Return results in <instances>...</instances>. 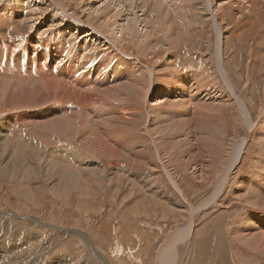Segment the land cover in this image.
<instances>
[{"label": "rangeland", "instance_id": "obj_1", "mask_svg": "<svg viewBox=\"0 0 264 264\" xmlns=\"http://www.w3.org/2000/svg\"><path fill=\"white\" fill-rule=\"evenodd\" d=\"M142 1L0 0V17L5 11L4 21L11 22L3 24L0 21V249L4 248L0 253L4 258L1 264H57L55 261L59 258H62L60 264H67L66 260L68 264H163L159 256L161 249L165 248L172 234L180 228L184 230L183 236L176 246L175 256L167 264H264V252L259 249L260 246L252 245L254 248L251 249L250 243L243 242L244 233L236 232L247 225L245 220L254 212L253 209L257 213L264 210V206L247 202L252 186L244 184L248 189L244 187V190H238L240 183H245V177L253 176V172L255 174L257 166L254 163H260L264 158L263 150L256 146V138L253 136L258 131V125L254 127V131L249 129L237 102L234 101L235 96L229 92L226 95L221 91L211 93L221 96L202 103L205 101V93L200 92L196 95L197 98L191 99L194 92H189V87L182 86V90L173 93L175 96L181 95L178 97L173 94L167 96L165 91V85H173L178 73L186 71H199L207 80L214 79L216 84L227 88L224 77L218 70L216 53L220 39L225 52L221 57L232 76L233 85L238 88L237 95H242L252 118L254 117V123H257L262 103L260 101L264 100V29L254 32L257 17L249 13L248 4H245L246 9L243 3L238 5L243 0H235L233 4H227L231 0H213V12L219 9L222 14L223 11V19L227 23L224 25L221 22L225 34L223 37H219L212 20L204 17L199 0ZM182 6H186L185 9ZM109 10L116 14L111 17L113 21L108 16ZM127 20L134 28V34L130 33V37L126 31H119ZM91 21L96 22L92 24ZM104 21L108 22L105 35V29L102 33H98L100 31L97 29L95 30L98 32H94V28H98ZM114 22H118L119 26L114 24L113 29L117 26L118 29L112 32L109 26ZM143 26L146 27L144 30H147L148 37L140 32ZM78 27L84 30H78L77 33ZM86 31L94 32V36L89 37ZM142 37L146 40L138 42ZM156 40H160L158 48L161 46L160 54L156 57L159 60L149 61V57L138 54L142 53L145 45ZM126 44L130 48H127L128 57L120 53L126 48ZM139 44L141 49H138ZM146 53L151 52L147 50ZM147 67L160 74L156 73V78L148 76L145 71ZM187 67L191 68L185 70ZM134 73L136 76L141 75L139 77L143 74L147 76L149 80L145 77L144 81L148 83L145 82L149 91L145 89V84L139 85L136 82ZM139 77V82H142L143 78ZM248 77H252L253 81H248ZM130 78L134 85L130 83ZM159 79L164 80L163 84ZM141 85L145 88L139 87ZM228 86L231 87L232 84ZM66 88L70 94L64 90ZM25 89L29 94L26 98L21 95ZM19 91L20 94L17 93ZM102 91L105 92L104 95ZM138 93L143 97L139 103L145 101L142 109L141 105L136 106L139 105L137 101L141 100ZM123 94L127 97H122ZM16 95L23 97L18 105H14L19 100ZM183 95L185 100L178 105ZM164 96L170 101L169 105L160 109L152 108L153 103L157 99L164 100ZM69 100L73 104L65 111ZM105 102L108 104L105 105ZM183 106L186 107L182 108ZM79 107H84L88 114L93 115L90 117L81 112L91 122L89 118L84 119L79 115ZM200 107L206 113L203 117ZM103 108L106 112L109 111V116L111 112L115 116L111 113L108 118V112L103 113ZM121 109H127V112ZM100 111L106 115H102ZM61 115L65 118H61ZM72 119H82L78 134L75 135L71 133L75 129L64 126L66 120ZM175 119H178L177 122ZM262 119L264 121V115ZM97 122L100 127H96ZM59 123L62 124L60 127ZM208 127L210 129L206 133ZM200 132H203L204 138ZM66 133L71 134H68L70 138ZM89 135L91 138L96 137L90 140ZM82 138H86L85 142ZM240 140H246L243 158L239 157L237 164L233 163L232 158L228 160L224 156L225 163L232 172L228 174V182L215 197L216 200L213 199L215 202L212 200L209 203L222 177L220 167L224 168L220 164L221 160L215 161L221 154L218 145H222L226 152L235 141ZM90 142L94 143L91 148ZM84 143L88 145L85 146ZM181 144H189L194 154L181 153L178 150L179 146L182 147ZM98 149L101 155L97 152ZM60 159L62 165L59 164ZM45 165L48 166L44 169ZM76 167L80 169L77 168L76 171ZM36 171L42 174L38 176ZM75 173H78L79 182ZM23 174L28 177H24L27 182ZM67 177L70 178L68 181ZM64 178L72 190L65 199H58L57 187L53 184L54 181L64 182ZM77 182L79 184H75ZM84 185H87L86 190ZM201 203L207 204L200 207ZM29 250H32V255Z\"/></svg>", "mask_w": 264, "mask_h": 264}, {"label": "bare ground", "instance_id": "obj_2", "mask_svg": "<svg viewBox=\"0 0 264 264\" xmlns=\"http://www.w3.org/2000/svg\"><path fill=\"white\" fill-rule=\"evenodd\" d=\"M143 1H145V0H143ZM142 1V2H143ZM148 1V0H147ZM200 1V3L202 4V10H203V13H204V17L205 18H209V20H212V22L214 23V26L216 27V29H217V31H218V35H219V37H223V35H225L224 34V29H223V26H222V23L221 22H223V23H225L224 25H227V23L224 21V19H223V11H222V14L221 13H219V9H216V12L214 13L213 12V3H214V1L213 0H199ZM140 2V1H139ZM141 2V3H142ZM146 2V1H145ZM145 2H143V3H145ZM192 2V1H191ZM234 2H236L235 0L233 1V0H231L230 2H228L227 1V4H233ZM142 3V4H143ZM155 3H156V1H155ZM241 3H243V6H244V8L246 9V7H245V4H248V6L250 7V9L248 10L249 11V13L250 14H252V15H254V16H256L257 17V21L255 22V25H257L256 26V28L254 29V32H258L259 30L261 31V29H264V0H243V1H240V3H238V5L239 4H241ZM162 4V3H161ZM221 4H224V2L223 3H221ZM226 4V3H225ZM118 6H120L121 7V4L120 3H118ZM153 6H154V4H153ZM163 6V5H162ZM155 7V6H154ZM153 7V8H154ZM182 7H184V6H182ZM186 7V6H185ZM185 7H184V9H185ZM224 7V6H223ZM239 7H241V5L239 6ZM168 8V7H167ZM217 8V7H216ZM222 8V7H221ZM225 8V7H224ZM143 10L145 9V7L143 6V8H142ZM152 9V8H151ZM244 9V10H245ZM148 10V9H147ZM149 10H150V8H149ZM167 10V9H166ZM165 10V11H166ZM188 10V9H187ZM151 11V10H150ZM153 11V10H152ZM185 11V10H184ZM225 11V10H224ZM155 12V11H154ZM202 12V11H201ZM220 12H221V9H220ZM74 13V12H73ZM150 13V12H149ZM165 13V12H164ZM183 13V12H182ZM158 14V13H157ZM156 14V15H157ZM181 14V13H180ZM179 14V15H180ZM185 14V13H184ZM116 14L115 13H113V11L112 10H109V12H108V16H110V20H112L111 19V17H113V16H115ZM5 16H6V14H5V11L2 13V15H1V17H0V21H1V23H3V24H11V22H9V23H6L5 21H4V18H5ZM79 16V15H78ZM77 16V17H78ZM151 16H153V14L151 15ZM151 16H149V17H151ZM159 16V15H158ZM74 17V16H73ZM154 17V16H153ZM152 17V18H153ZM162 17V16H161ZM184 17V16H183ZM191 17V16H190ZM203 17V18H204ZM245 17V16H244ZM255 17V18H256ZM79 18L81 19V17L79 16ZM239 18V17H238ZM78 19V18H77ZM80 19H79V21H80ZM82 19L84 20V18L82 17ZM91 19V18H90ZM151 19V18H150ZM157 19H159V18H157ZM162 19V18H161ZM163 19H164V17H163ZM162 19V20H163ZM93 20H95V19H93ZM152 20V19H151ZM150 20V21H151ZM155 20V19H154ZM161 20V21H162ZM208 20V21H209ZM89 21V20H88ZM113 21V20H112ZM115 21V20H114ZM156 21V20H155ZM154 21V22H155ZM80 22H84V21H80ZM86 22V21H85ZM94 22H96V21H93V23ZM102 22V21H101ZM105 22V21H104ZM110 22V21H109ZM116 22V21H115ZM112 23V24H110V31H114V29H118V22L117 23ZM88 23V22H87ZM91 23H92V21H91ZM92 23V24H93ZM108 22H105V23H100L99 25V27L98 28H94V32L96 31V32H98L97 30H99L100 32H98V33H102V31H103V29H105V32H103V34L105 35V33H106V31H107V28H108V24H107ZM157 23H160V21L159 22H157ZM97 24V23H96ZM114 24H116V25H118L117 26V28H114L113 29V25ZM8 26V25H7ZM90 26V25H89ZM97 26V25H96ZM95 26V27H96ZM153 26H154V24H153ZM165 26V25H164ZM92 27V26H91ZM160 27V26H159ZM166 27V26H165ZM225 27V26H224ZM144 28L146 29V27L145 26H143V29H141V31L140 32H144V36H145V34L147 35V37H148V33H146L147 32V30H144ZM228 28V27H227ZM11 29V28H10ZM95 29H97V30H95ZM152 29V28H151ZM160 29V28H159ZM233 29V28H232ZM80 30H84L83 28H79L78 27V29H77V33L79 32ZM137 30V29H136ZM170 30V29H169ZM168 30V31H169ZM226 30V29H225ZM109 31V30H108ZM119 31L120 32H127V36L129 35V37H130V33H132V34H134L133 33V31H134V28L132 27V23H130V21L129 20H127L126 22H125V24L124 25H122L121 26V29H119ZM139 31V30H138ZM263 31V30H262ZM11 33H13V31L11 30L10 31ZM94 32H92V31H86L85 33L89 36V37H92V36H94ZM151 32H155L153 29H152V31ZM157 32V31H156ZM10 33V34H11ZM17 33V32H16ZM111 33V32H110ZM165 33V32H164ZM73 34V33H72ZM108 34V33H107ZM126 34V33H125ZM125 34H123L124 36H126ZM167 34H168V32H167ZM256 34V33H255ZM18 35V34H17ZM113 35V34H112ZM122 35V36H123ZM150 35V34H149ZM153 35V34H152ZM184 35V34H183ZM182 35V36H183ZM258 35V34H257ZM85 36V35H84ZM87 36V37H88ZM185 36V35H184ZM103 37V36H102ZM146 37V38H147ZM187 37V36H186ZM120 38V37H119ZM118 38V39H119ZM122 38V37H121ZM120 38V39H121ZM144 38L145 37H142L141 39H139V41L138 42H143V40H144ZM119 39V40H120ZM224 39V38H223ZM100 40V39H99ZM123 40V39H122ZM146 40V39H145ZM144 40V41H145ZM184 40V39H183ZM187 40V39H186ZM124 41V40H123ZM128 41V40H127ZM130 41V40H129ZM110 42H112V41H110ZM150 43V42H149ZM97 44V43H96ZM110 44V43H109ZM118 44V43H117ZM159 44H160V40H156L155 42L153 41L152 43H150V44H147V45H145V49H142L141 51H142V53L140 52V53H138V54H141V55H144L145 57H149L148 58V60L150 59V60H157L156 59V57H157V55H159L160 53V49H161V46L158 48V46H159ZM222 44V42H221V40L219 39V41H218V48H217V53H216V55H217V57H218V62H219V65H218V70H219V72H220V74L221 75H223V77H224V80H225V83H226V85H227V88L225 87V86H223V85H221V84H216L217 82L214 80V79H212L211 81L210 80H207L206 79V76L203 74V73H199V71L197 72V73H194V72H191V71H186V72H183V73H181L180 74V72L178 73V77H177V80L175 81V83H173V85H165V86H167L166 88H165V91H166V95L168 96H171V94H173L174 92H175V94L178 92V90H182L181 88H184V87H189L190 89H187V90H189V92H191V91H193L194 92V94L190 97L191 99H195V98H197L196 97V95L198 94V93H200V92H204L205 93V95H204V97H203V99H205V101H203L202 103H207L206 102V100H209V99H212V98H217V97H219V96H221L220 94H215V95H213V94H211V93H214V92H216V91H218V92H222V93H225V95H226V93L227 92H229V93H231V95L233 96H235L234 97V101H236L237 102V104H238V108H239V110H240V112H241V114H242V116H243V118L245 119V121H246V123L248 124V126H249V129H251V130H253L254 131V127H256L257 125V128H258V131L256 132V133H254L253 134V136H255V138H256V143H257V147L259 148H261L262 150H263V156H262V158L264 157V121H263V119H262V117H263V115H264V100L262 101H260V102H262L261 103V110H260V114H259V119H258V121H257V123H254V120H253V118H252V115H251V113H250V110H249V108H248V105H247V103L244 101V99L242 98V95L240 96V95H237V91H238V88L235 86V85H233V82H232V76H231V74L229 73V71L227 70V65L224 63V60L222 59V57L221 56H224L225 55V52H224V49H223V46L221 45ZM113 46H115L114 44H112ZM111 45V46H112ZM138 45H136V47H137ZM71 47V46H70ZM93 47H94V45H93ZM96 47V46H95ZM109 47V50H111L110 49V46H108ZM117 47H118V45H117ZM121 47V46H120ZM126 48H123L122 49V51L120 52L121 53V55H123V56H127L128 57V55H127V53L129 52L128 51V49H130L129 48V44L127 45L126 44V46H125ZM141 46H140V44H139V46H138V49L140 48ZM107 48V47H106ZM115 48V47H114ZM122 48V47H121ZM128 48V49H127ZM144 48V47H143ZM9 49V48H8ZM112 49H113V47H112ZM141 49V48H140ZM149 51L150 50V54L149 53H146V51ZM117 51V50H116ZM116 51H113V52H116ZM119 51V50H118ZM117 51V52H118ZM131 51V50H130ZM112 52V54H115V53H113ZM116 52V53H117ZM132 52V51H131ZM11 54H13V52H10ZM4 55H6L5 53H3ZM2 54V55H3ZM17 54V53H16ZM129 54V53H128ZM133 55V54H132ZM11 56V55H10ZM22 56V55H21ZM4 57V56H3ZM6 57V56H5ZM8 57V56H7ZM6 57V58H7ZM13 57V56H12ZM11 58V57H10ZM10 58H8V59H10ZM160 58H162V56L160 57ZM14 58H12V60H13ZM131 59V58H130ZM140 59V58H139ZM170 59V58H169ZM128 60H129V58H128ZM132 60H134V59H132ZM149 60V61H150ZM159 60V59H158ZM168 60V59H167ZM130 61V60H129ZM134 62V61H133ZM136 62H137V60H136ZM152 62V61H151ZM171 62V61H170ZM137 64V63H136ZM139 66H140V64H139ZM173 66H175V63L173 64ZM128 67H130V66H128ZM154 67V66H153ZM139 68V67H138ZM141 68H143V67H141ZM189 68H191V67H187L185 70H187V69H189ZM132 69V68H131ZM147 69V70H146ZM145 69V71H147V73H148V76H150V77H155L156 76V73H157V75H158V73L159 72H157V70H155V69H152L151 67H147ZM127 70V69H126ZM184 70V71H185ZM128 71H129V69H128ZM143 71H144V68H143ZM139 72V71H138ZM138 72H136V73H138ZM178 72V71H177ZM146 73V74H147ZM139 74H140V72H139ZM160 74V73H159ZM180 74V75H179ZM0 75H2V74H0ZM116 75V74H115ZM134 75H135V73H134ZM133 76V75H132ZM139 76H141V75H138L137 74V76L135 75V78L137 77V80H136V82H138V84L140 83V84H145V82L146 81H144L145 79V77L147 78V76H145V74H143V76L142 77H139ZM138 77L139 78H143V80H142V82L140 81L139 82V80H138ZM159 77V76H158ZM157 77V78H158ZM133 78H134V76H133ZM156 78V77H155ZM172 78V77H171ZM131 79V78H130ZM148 79V78H147ZM161 79V78H160ZM159 79V81H161L162 82V84H163V82H164V80H160ZM250 79H252V77H248L247 78V80L248 81H250L251 82V80ZM134 80V81H135ZM141 80V79H140ZM149 80V79H148ZM144 81V82H143ZM252 81H253V79H252ZM166 82V81H165ZM168 82V81H167ZM125 83V82H124ZM131 84L133 83V79H131V82H130ZM152 83H153V80H152ZM152 83H150L149 82V84H152ZM53 84V83H52ZM63 84V83H62ZM139 84V85H140ZM146 84H148L147 82H146ZM146 84L144 85V86H146ZM157 84H160V82H158L157 81ZM213 84V85H212ZM230 84H232V86L231 87H229L228 85H230ZM36 85V84H35ZM45 85V84H44ZM132 85H134V84H132ZM136 86H137V88H138V85L137 84H135ZM36 86H39V85H36ZM63 86H65L66 87V85H63ZM144 86H139V87H143V88H145ZM164 86V87H165ZM182 86H184V87H182ZM39 87H41V85L39 86ZM114 87H116V86H114ZM38 88V87H37ZM78 88V87H77ZM142 88V89H143ZM149 88H150V86H149ZM35 89V88H34ZM82 89V88H81ZM89 89V88H88ZM114 89V88H113ZM112 89V90H113ZM146 90H148V85L146 86V88H145ZM225 89H227V91L225 90ZM45 90V89H44ZM64 90H67V88L66 89H64ZM138 90V89H137ZM144 90V89H143ZM27 90L25 89V90H23L22 91V94L21 95H23L24 96V98H26L27 97V95H29L27 92H26ZM68 91V90H67ZM79 91V90H78ZM77 91V92H78ZM85 91V90H84ZM95 92H96V90H94ZM105 91H108V90H105ZM149 91V90H148ZM43 92V91H42ZM49 92V91H48ZM47 92V93H48ZM62 92L64 93V91L62 90ZM62 92H60L61 94H62ZM69 92V91H68ZM68 92H67V94H68ZM72 92V91H71ZM87 92H89V91H87ZM142 92V91H141ZM143 92H145V91H143ZM18 94H20L21 92L19 91V92H17ZM59 93V94H60ZM65 93H66V91H65ZM80 93V92H79ZM103 93H105V92H103L102 91V94ZM114 93L116 94L117 92H115L114 91ZM120 93V92H119ZM44 94V93H43ZM69 94H70V92H69ZM109 94H110V92H109ZM192 94V93H191ZM63 95V94H62ZM85 95V94H84ZM104 95V94H103ZM111 95V94H110ZM109 95V96H110ZM118 95H120V94H118ZM174 95V94H173ZM16 96H18V102H15V104L14 105H18L19 103H20V98L22 97H19V95H16ZM58 96V95H57ZM56 96V97H57ZM75 96V95H74ZM81 96V95H80ZM88 96V95H87ZM122 97H124L125 96V98L127 97L125 94H123V95H121ZM135 96V95H134ZM133 96V97H134ZM138 96L140 97V95H139V93H138ZM142 96V95H141ZM175 96V95H174ZM178 96H181V95H177V96H175V97H178ZM264 96V95H263ZM59 97V96H58ZM112 98H113V96H111ZM165 97V99L164 100H161V99H157L154 103H153V106L154 107H152V108H156V109H160L161 107H163V106H165V105H169V102L170 101H168V99H167V97L166 96H164ZM223 97V96H222ZM222 97H221V99H222ZM229 97H230V95H229ZM244 97V96H243ZM23 98V97H22ZM70 98V97H69ZM79 98H81V97H79ZM87 98V97H86ZM98 98H99V96H98ZM110 98V97H109ZM135 99H136V96L134 97ZM141 98V97H140ZM143 98V97H142ZM142 98H141V100H139V101H137L138 103L140 102V101H142ZM185 98V95H183V97H182V99H180V100H182V101H180L179 103H178V105H181V103L183 102V100H185L184 99ZM49 99V98H48ZM58 99V98H57ZM62 99H63V97H62ZM88 99V98H87ZM92 99H93V97H92ZM106 99V98H105ZM139 99V98H138ZM200 99V98H199ZM219 99V98H218ZM56 100V99H55ZM64 100V99H63ZM88 100H90V98L88 99ZM98 99L96 98V101H97ZM100 100V99H99ZM130 100V99H129ZM187 100V99H186ZM214 100H216V99H214ZM224 97H223V102H224ZM229 100V99H228ZM228 100H226V101H228ZM258 100V99H257ZM22 101V100H21ZM51 101V100H50ZM59 102H61L60 100H58ZM103 101V100H102ZM102 101H99V102H102ZM104 101H106V100H104ZM135 101V100H134ZM221 101V100H220ZM225 101V102H226ZM63 102V101H62ZM91 102V101H90ZM99 102H96V103H99ZM109 102V101H108ZM111 103H112V101H110ZM132 102V101H131ZM136 102V103H137ZM175 103H177V101H174ZM189 102V101H188ZM46 103V102H45ZM48 103V102H47ZM52 103V102H51ZM53 103H55L54 101H53ZM81 103H83V101H81ZM122 103V102H121ZM136 103H135V105H136ZM137 103V104H138ZM142 103V104H141ZM141 103H139V105H136V106H139L140 107V105H141V109H142V107H143V104L145 103V101H144V103L143 102H141ZM192 103V102H191ZM190 103V104H191ZM201 103V104H202ZM215 103V102H214ZM254 103V102H253ZM252 103V104H253ZM49 104V103H48ZM48 104H47V106H48ZM68 104L69 105H66V107H65V111L67 110L66 108L67 107H69V108H71V105L73 104V102L71 103V100H69V102H68ZM85 104V103H84ZM92 104V103H91ZM94 104V103H93ZM108 103H106L105 102V105H107ZM125 104V103H124ZM187 104V103H186ZM189 104V105H190ZM197 104V103H196ZM216 105H218L217 104V102L215 103ZM225 104V103H224ZM228 104V103H227ZM252 104H250V107H251V105ZM258 104V103H257ZM82 105V104H81ZM95 105V104H94ZM103 105V104H102ZM116 105H117V103H116ZM119 105H121V104H119ZM123 105V104H122ZM126 105H128V103H126ZM216 105H214V106H216ZM65 106V105H64ZM110 106V105H109ZM133 106H134V104H133ZM210 106V105H209ZM211 106H212V104H211ZM254 106V105H253ZM17 109H18V107L17 106H15ZM41 107H43V106H41ZM91 107V106H90ZM131 107V106H130ZM145 107V106H144ZM184 107H186V106H183L182 108H184ZM193 107V106H192ZM196 107H197V105H196ZM13 108V107H12ZM20 108V107H19ZM134 108V107H133ZM201 108V107H200ZM199 108V109H200ZM208 108V107H207ZM21 109H22V107H21ZM27 109V108H26ZM30 109V108H29ZM35 109V108H34ZM89 109V108H88ZM102 109V108H101ZM101 109H99V110H101ZM218 109V108H217ZM259 109V108H258ZM257 109V110H258ZM14 110V109H13ZM25 110V109H24ZM97 110V109H96ZM103 110H104V108H103ZM107 110V109H106ZM121 110H123V109H121ZM127 109H124L123 111H125V112H127L126 111ZM137 110H138V108H137ZM140 110V109H139ZM166 110V109H165ZM188 110V109H187ZM197 110V109H196ZM195 110V111H196ZM254 110V109H253ZM88 111V110H87ZM87 111H86V109H84V107H83V109L81 108V107H79V115H82V113L81 112H84V113H86V115L88 116V115H90V114H88L87 113ZM93 111H94V109H93ZM102 111V110H101ZM100 111V112H101ZM118 111H120V110H118ZM122 111V112H123ZM130 112H131V110H129ZM134 111V110H133ZM132 111V112H133ZM142 112H143V110H141ZM199 111V110H198ZM209 111H211V110H208V112ZM218 112L220 111V107H219V110H217ZM217 111H216V113H217ZM72 112V111H71ZM89 112H90V109H89ZM104 112H106L105 110L103 111V113ZM107 112H108V118H110V116L112 115V114H114V113H110V116H109V111L107 110ZM106 112V113H107ZM201 112H202V117L206 114H204L203 113V111H202V108H201ZM215 112V111H214ZM256 112V111H255ZM68 113V112H67ZM83 113V114H84ZM93 113V112H92ZM98 113V112H97ZM102 113V112H101ZM102 113V115H106V113L105 114H103ZM124 113V112H123ZM138 113H139V111H138ZM156 113V112H155ZM174 113V112H173ZM211 113H213L212 111H211ZM77 114V113H76ZM100 114V113H99ZM125 114V113H124ZM127 114V113H126ZM129 114V113H128ZM133 114H134V112H133ZM143 114V113H142ZM209 114V113H208ZM207 114V115H208ZM75 115V114H74ZM92 115V114H91ZM91 115H90V117H91ZM95 115V114H94ZM98 115V114H97ZM172 115V114H171ZM184 115V114H183ZM83 116V115H82ZM82 116H81V118H82ZM93 116V115H92ZM114 116H115V114H114ZM117 116V115H116ZM135 116V115H134ZM133 116V117H134ZM177 117H178V115H176ZM181 116V115H180ZM185 116V115H184ZM60 117V116H59ZM62 117H64L65 118V116H63V115H61V118ZM68 117V116H67ZM78 117V116H77ZM84 117V116H83ZM103 117V116H102ZM194 117V116H193ZM208 117H209V115H208ZM51 118V117H50ZM55 118V117H54ZM76 118V117H75ZM79 118V117H78ZM85 118H89V117H84V119ZM93 118V117H92ZM91 118V119H92ZM172 118V117H171ZM178 118H180V117H178ZM184 118V117H183ZM19 119V118H18ZM33 119V118H32ZM53 119V118H52ZM83 119V118H82ZM82 119H78V121H77V119H72V121H69V120H66V123H64V126L65 127H68V128H73V129H75V131H72L71 130V133L73 134V135H75V134H78L77 133V131H78V127L81 125V120ZM96 119V118H95ZM94 119V120H95ZM124 119H125V116H124ZM123 119V120H124ZM185 119V118H184ZM187 119V118H186ZM202 119V118H201ZM200 119V120H201ZM207 119V118H206ZM212 120H213V117L211 118ZM89 120H90V118H89ZM88 120V121H89ZM176 120V122H177V120L178 119H175ZM208 120V119H207ZM31 121V120H30ZM36 121V120H35ZM53 121V120H52ZM52 121H51V123H52ZM97 121V120H96ZM95 121V122H96ZM104 121V120H103ZM180 121V120H179ZM182 121V120H181ZM195 121V120H194ZM193 121V122H194ZM245 121H244V123H245ZM38 122V121H37ZM42 122V121H41ZM82 122H84V120L82 121ZM90 122H91V120H90ZM90 122L88 123V124H90ZM157 122V121H156ZM193 122H192V125H194L193 124ZM197 122H198V120H197ZM48 123V122H47ZM46 123V124H47ZM112 123V122H111ZM157 123H159V122H157ZM84 124H85V122H84ZM208 124H209V122H208ZM45 125V124H44ZM51 125V124H50ZM62 124L61 123H59L58 124V126L60 127ZM87 125V124H86ZM92 125V124H91ZM99 124H98V122H97V126L96 127H100V125L98 126ZM136 125V124H135ZM161 125V124H160ZM191 125V126H192ZM47 126V125H46ZM94 126H95V123H94ZM158 126V125H157ZM208 126V125H207ZM212 126V125H211ZM92 127H93V125H92ZM95 127V128H96ZM117 127V126H116ZM174 127V126H173ZM179 127V126H178ZM182 127H185V126H182ZM181 127V128H182ZM210 127V126H209ZM208 127V130L206 131V133L209 131V128ZM219 127V126H218ZM217 127V128H218ZM38 128V127H37ZM56 128V127H55ZM87 128V127H86ZM118 128V127H117ZM197 128V127H196ZM40 129H42V127H40ZM111 129H112V127H111ZM120 129V128H119ZM118 129V130H119ZM134 129H135V127H134ZM177 129V128H176ZM178 129H180V128H178ZM185 129V128H184ZM187 129V128H186ZM37 130H39V129H37ZM43 130V129H42ZM46 130V129H45ZM85 130V129H84ZM121 130V129H120ZM248 130V129H247ZM257 130V129H256ZM95 131H97L96 129H95ZM122 131V130H121ZM175 131V130H174ZM182 131V130H181ZM198 131V130H197ZM217 131V130H216ZM145 132V131H144ZM169 132V131H168ZM193 132V131H192ZM46 133V132H45ZM82 133V132H81ZM116 133V132H115ZM148 133V132H147ZM158 133H159V130H158ZM161 133V132H160ZM201 133V136L202 135H204V134H202L203 132H200ZM220 133H222V131L220 132ZM249 133V132H248ZM69 134V133H68ZM67 133H66V135H68ZM109 134V133H108ZM139 134H141V133H139ZM170 134V133H169ZM195 134H197V133H195ZM223 134V133H222ZM222 134H221V136H222ZM225 134V133H224ZM55 135V134H54ZM69 135H71V134H69ZM68 135V136H69ZM83 135V134H82ZM93 135V134H92ZM118 135H120V134H118ZM158 135V134H157ZM43 136H44V134H43ZM88 136V135H87ZM110 136V135H109ZM113 136V135H112ZM116 136V135H115ZM129 136V135H128ZM140 136V135H139ZM156 136V135H155ZM245 136H246V134H245ZM74 136H71V138H73ZM81 137V136H80ZM85 137V136H84ZM93 137V136H92ZM96 137V136H95ZM94 137V138H95ZM114 137V136H113ZM124 137V136H123ZM133 137V136H132ZM166 137V136H165ZM193 137V136H192ZM203 137V136H202ZM68 138H70V136L68 137ZM79 138V137H78ZM87 138V137H86ZM86 138L85 139H83V141L85 142V140H86ZM90 140L92 139H94V138H91L90 137V135H89V137H88ZM185 138V137H184ZM198 138H200L199 136H198ZM197 138V139H198ZM204 138V137H203ZM67 139V138H66ZM139 139V138H138ZM194 139H196V138H194ZM236 139H238V138H236ZM241 139V138H240ZM133 140V139H132ZM178 140H180V139H178ZM186 140V139H185ZM184 140V141H185ZM188 140V139H187ZM186 140V141H187ZM190 140V139H189ZM247 140V139H246ZM246 140H240V141H238V142H234L232 145H231V147H230V149L228 150V151H226L225 149V151L226 152H224L223 151V146L222 145H218V147H220V152H221V154H219V157L217 158V159H215V161L216 160H221V162H220V164H223L224 165V168L223 167H220V171L222 172H220L222 175H220V176H222V177H220V182L217 184V186H216V193L215 192H213V197H212V199H210L209 200V203H211L210 201H212L217 195H219V193H220V191H221V189H223L224 187V185L225 184H227V176H228V174L229 173H231L232 172V170L231 169H229V166H227V163H225L226 162V160H225V157L224 156H226L227 157V159L228 160H230L231 158L233 159V163H237L238 164V162L240 161L239 160V157H241V158H243V154L245 153V149L246 148H244L245 146H246ZM255 140V139H254ZM69 141V140H68ZM89 141V140H88ZM88 141H86V142H88ZM160 141H161V138H160ZM162 141H163V139H162ZM200 141V140H199ZM232 141V140H231ZM46 142H48V141H46ZM57 142H59L58 140H57ZM77 142H79V141H77ZM94 142V141H93ZM104 142V141H103ZM122 143V142H121ZM158 143V142H157ZM163 143V142H162ZM46 144H48V143H46ZM81 144V143H80ZM80 144H79V146H80ZM85 144V146L86 145H88V143H84ZM83 144V145H84ZM90 144V148L92 147L91 145H93L94 143H89ZM104 144V143H103ZM182 145V147L180 148V146L178 147V150H180V152L181 153H187V152H192L193 153V151H192V149H191V146L189 147L187 144V146L185 145H183V144H181ZM78 146V147H79ZM103 146V145H102ZM107 147H108V145H106ZM199 146V145H198ZM48 147H49V144H48ZM89 147H86V148H89ZM106 147V148H107ZM197 147V146H196ZM213 147V146H212ZM216 147V146H215ZM95 148H96V146H95ZM84 149V148H83ZM99 149H100V147H99ZM99 149L97 150V152L99 151ZM105 149V148H104ZM103 149V150H104ZM216 149V148H215ZM87 150V149H86ZM92 150H95V149H93L92 148ZM92 150H91V153H92ZM107 150V149H106ZM114 150V149H113ZM113 150H111L112 152H113ZM194 150V149H193ZM78 151V150H77ZM114 151H117L116 149L114 150ZM165 151V150H164ZM199 151H200V149H199ZM74 152V151H73ZM95 152H96V150H95ZM104 152H105V150H104ZM103 152V153H104ZM108 152V151H107ZM49 153V152H48ZM75 153V152H74ZM84 153V152H83ZM89 153V152H88ZM90 153V154H91ZM99 153V152H98ZM110 153V152H109ZM200 152H198V154H199ZM213 153V152H212ZM219 153V152H218ZM260 153H261V151H260ZM76 154V153H75ZM79 154V153H78ZM95 154V153H94ZM105 154H106V152H105ZM194 154V153H193ZM201 154V153H200ZM215 154V153H214ZM99 155H101L100 153H99ZM111 155V154H110ZM114 155V154H113ZM116 155V154H115ZM190 155V154H189ZM76 156V155H75ZM95 156H96V154H95ZM78 157V156H77ZM198 157H200L199 155H198ZM223 157H224V160H223ZM257 157V156H256ZM90 158H92V157H90ZM195 158H196V156H195ZM245 158V157H244ZM258 158V157H257ZM53 159V158H52ZM55 159V158H54ZM162 159V158H161ZM199 159V158H198ZM260 159V158H259ZM50 160V159H49ZM163 160V159H162ZM56 161H59V160H56ZM49 162H51V161H49ZM49 162L47 163L48 165H49ZM54 162H55V160H54ZM53 162V163H54ZM70 162V161H69ZM68 162V163H69ZM8 163V162H7ZM52 163V162H51ZM41 164V163H40ZM58 164V163H57ZM59 164H61V159H60V163ZM165 164V163H164ZM254 164H256L255 166H257L256 167V171H255V174H254V172H253V176H247V177H245L244 178V180H245V183H240V181H239V183H240V186L238 187V190H241V189H243L244 187H245V185H250V186H252L250 189H251V196L247 199L248 201L247 202H249V203H253V204H256V205H258V206H264V191H262L263 190V187H264V158L260 161V163H254ZM9 165V164H8ZM42 165H44V164H42ZM48 165H45V167H44V169L46 168V166H48ZM52 164H50V166H51ZM54 165V164H53ZM52 165V166H53ZM62 165V164H61ZM5 166H6V164H5ZM56 166V165H55ZM255 166H254V168H255ZM27 167V166H26ZM60 167V166H59ZM100 167V166H99ZM99 167H96L97 169L99 168ZM32 168V167H31ZM51 168V167H50ZM49 168V169H50ZM56 168V167H55ZM54 168V169H55ZM77 168L78 167H76L75 169H76V171H77ZM92 168H94V167H92ZM225 168H227V169H225ZM28 169H29V167H28ZM34 169V168H33ZM53 169V170H54ZM59 169V168H58ZM78 169H80V168H78ZM218 171H219V169L218 168H216ZM51 170V169H50ZM34 171V170H33ZM45 171V170H44ZM44 171H43V173H44ZM52 171V170H51ZM57 171H60V170H57ZM79 171V170H78ZM94 171H97L96 169L94 170ZM102 171V170H101ZM166 171V170H165ZM202 171V170H201ZM29 172V171H28ZM37 172V171H36ZM53 172V171H52ZM69 172V174L71 173V170L70 171H68ZM92 172H93V170H92ZM98 172V171H97ZM168 173H169V171H167ZM34 173V172H33ZM38 173V172H37ZM51 173V172H50ZM59 173V172H58ZM100 173V172H99ZM103 173V172H102ZM218 173V172H217ZM217 173H214L215 175L217 174ZM42 174V173H41ZM41 174H39L38 173V176L39 175H41ZM55 174H57V173H55ZM61 174V173H60ZM68 174V175H69ZM75 174H77V176H76V178H78V173H75ZM81 174V173H80ZM92 174V173H91ZM212 174V173H211ZM36 175V174H35ZM45 175V174H44ZM47 175V174H46ZM73 175V174H72ZM168 175V174H167ZM170 175H171V173H170ZM201 175H203L202 173H201ZM205 175V174H204ZM238 175V174H237ZM248 175V174H247ZM19 176V175H18ZM18 176L16 177L17 179H18ZM23 176V178L25 177V178H28L27 176H24V174L22 175ZM57 175H55V177H56ZM61 176V175H60ZM70 176V175H69ZM83 176V175H82ZM81 176V177H82ZM218 176V175H217ZM246 176V175H245ZM47 177H48V175H47ZM54 177V176H53ZM54 177V178H55ZM62 177V176H61ZM74 177V176H73ZM80 177V179H82ZM170 178H172V176H169ZM204 177V176H203ZM202 176H201V178H203ZM9 178V177H8ZM20 178V177H19ZM25 178H24V180H25ZM45 178V177H44ZM50 178V177H49ZM52 178V177H51ZM75 178V177H74ZM94 178V177H93ZM140 178V177H139ZM174 178V177H173ZM215 178V177H214ZM213 178V179H214ZM236 178V177H235ZM242 178V177H241ZM16 179V180H17ZM63 179V178H62ZM67 179V181L70 179V178H66ZM227 179V180H226ZM54 180V179H53ZM64 180H65V178H64ZM84 181H85V179H83ZM94 180V179H93ZM96 180V179H95ZM141 180V179H140ZM146 180V179H145ZM145 180L143 181V182H145ZM204 180H207V179H204ZM15 181V180H14ZM26 181V180H25ZM28 181V180H27ZM26 181V182H27ZM51 181V180H50ZM81 181V180H80ZM84 181H82V183H84ZM86 181H87V179H86ZM90 181V180H89ZM97 181V180H96ZM216 181H217V179H216ZM11 182V181H10ZM17 182V181H16ZM19 182V181H18ZM24 182V181H23ZM78 182H79V178H78ZM75 183V184H79V183ZM102 182V181H101ZM148 182V181H147ZM230 182V181H229ZM242 182V181H241ZM20 183V182H19ZM71 183H72V181H71ZM89 183V182H88ZM152 183V182H151ZM150 183V184H151ZM52 184H53V182H52ZM85 184V183H84ZM101 184H103V183H101ZM212 184V183H211ZM216 184V183H215ZM245 184V185H244ZM23 185V184H22ZM55 185V187H57V189H56V195H57V197H58V199L59 198H64L65 199V197H67V196H69V193H70V190H72V187H71V189H70V185H68L67 184V182H66V180L64 181V182H60L59 181V183H55V181H54V184H53V186ZM74 185V184H73ZM88 185V184H87ZM87 185H84V189L86 190V188H87ZM100 185V184H99ZM143 185V184H142ZM15 186V185H14ZM24 186V185H23ZM86 186V187H85ZM89 186H91L90 184H89ZM88 186V187H89ZM148 186V185H147ZM151 186V185H150ZM175 186H177V185H175ZM93 187V186H92ZM91 187V188H92ZM101 187V186H100ZM10 188H11V186H10ZM22 188H24V187H22ZM25 188L27 189V186H25ZM99 188V187H98ZM233 188V187H232ZM245 188H247V187H245ZM32 189V188H31ZM53 189V188H52ZM83 188H81V190H82ZM154 189V188H153ZM248 189V188H247ZM246 189V190H247ZM12 190V189H11ZM49 190V189H48ZM75 190H77V188H75ZM79 190H80V188H79ZM78 190V191H79ZM88 190V189H87ZM90 190V189H89ZM244 190V189H243ZM55 191V190H54ZM91 191V190H90ZM14 192V191H13ZM17 193H18V190H17ZM22 193V192H21ZM80 193H81V191H80ZM85 193H86V191L84 192V196H85ZM88 193V192H87ZM92 193V192H91ZM23 194V193H22ZM21 194V195H22ZM30 194H31V191H30ZM54 194H55V192H54ZM81 194H83V193H81ZM91 195V194H90ZM160 195V194H159ZM241 195H244V194H241ZM17 196V195H16ZM39 196V195H38ZM88 196V195H87ZM156 196H157V194H156ZM225 196H226V194H225ZM224 196V197H225ZM245 196V195H244ZM31 197V196H30ZM34 197V196H33ZM36 197H37V195H36ZM238 198H239V196H237ZM263 198L262 200H259V198ZM19 198V197H18ZM69 198V197H68ZM92 198V197H91ZM242 198H244V197H242ZM24 199V198H23ZM26 199V198H25ZM215 200H216V198H215ZM215 200H213L214 202H215ZM28 201V200H27ZM27 201H25V202H27ZM66 201V200H65ZM22 202V201H21ZM29 202V201H28ZM30 202H32V201H30ZM25 204V203H24ZM205 204H207V203H204V204H202L201 203V205H200V207L201 206H204ZM29 205V204H28ZM252 205V204H251ZM20 206V205H19ZM32 206H33V204H32ZM208 206V205H207ZM62 207V206H61ZM205 207V206H204ZM203 207V208H204ZM62 209H63V207H62ZM77 211V210H76ZM253 211L254 212H252L250 215H249V217L247 218V220H245L247 223V225L246 226H244L243 228H240V229H238V230H236V232H238V233H244V234H242L243 235V242L244 241H246V243L248 242V243H250V247H251V249H253L254 247H257V246H260L259 247V249H261L263 252H264V210L263 211H261L260 210V213H257V211H256V209H253ZM80 215V214H79ZM2 216V215H1ZM10 217H12L11 215H10ZM14 217H15V215H14ZM246 217V216H245ZM244 218V217H243ZM50 220H52V219H50ZM14 221H15V219H14ZM17 221V220H16ZM19 222V221H18ZM241 223H243V221L241 222ZM6 224V223H5ZM12 224V223H11ZM7 225V224H6ZM17 225V224H16ZM25 225V224H24ZM243 225V224H242ZM27 226V225H26ZM239 226V225H238ZM7 227V226H6ZM16 227V226H15ZM21 227V226H20ZM240 227V226H239ZM3 228V227H2ZM14 228V227H13ZM22 229V228H21ZM256 231H258L257 233H254V232H256ZM19 232V231H18ZM17 232V233H18ZM43 232H45V231H43ZM183 232H184V230H181V228L180 229H178V230H176L173 234H172V236H171V240L168 242V244H166L164 247L165 248H163V249H161V253H160V261L163 263V264H167V263H171V260H172V257H173V255H174V252H175V249H176V246H177V244H178V242H179V240L182 238V236H183ZM15 233V232H14ZM27 233V232H26ZM31 233V232H30ZM235 233V232H234ZM252 234V235H251ZM31 235V234H30ZM251 235V236H250ZM34 236H36V235H34ZM43 236V235H42ZM76 236V235H75ZM38 237V236H37ZM39 237H40V234H39ZM79 237V236H78ZM92 237V236H91ZM241 238V237H240ZM25 239H27V237L25 238ZM42 239V238H41ZM242 239V238H241ZM29 240V239H28ZM80 240H82L81 238H80ZM92 240H93V238H92ZM27 241V240H26ZM25 241V242H26ZM71 241V240H70ZM84 241V240H83ZM82 241V242H83ZM86 241V240H85ZM24 242V243H25ZM93 242H95V241H93ZM27 243H28V241H27ZM39 243H40V241H39ZM74 242H72V244H73ZM88 243V242H87ZM35 244V243H34ZM71 244V245H72ZM84 244V243H83ZM262 244V245H261ZM52 245V244H51ZM55 245V244H54ZM53 245V246H54ZM59 245H61V244H59ZM78 245V244H77ZM95 245V244H94ZM254 247H253V246ZM33 246L34 245H32V248H33ZM36 246V245H35ZM40 246V245H39ZM38 247V244H37V246H36V248ZM52 247V246H51ZM55 247V246H54ZM62 247V246H61ZM78 247V246H77ZM94 247V246H93ZM253 247V248H252ZM30 249V248H29ZM54 249V248H53ZM3 250H4V248L2 247L1 249H0V253H2L3 252ZM56 250V249H55ZM54 250V251H55ZM58 250H59V248H58ZM58 250H56V251H58ZM89 250V249H88ZM91 250V249H90ZM2 251V252H1ZM8 251V250H7ZM30 251H32V250H29V254L31 253ZM39 251V250H38ZM42 251V250H41ZM40 251V252H41ZM45 251V250H44ZM55 251V252H56ZM62 251V250H61ZM97 251V250H96ZM96 251H94L95 253H96ZM259 251V250H258ZM27 252H28V249H27ZM53 252V251H52ZM52 252H51V254H52ZM98 252V251H97ZM57 253V252H56ZM39 254V253H38ZM55 254V253H54ZM28 255V254H27ZM31 255H32V253H31ZM30 255V256H31ZM90 255H91V253H90ZM33 256H35V254L33 255ZM39 255H37V257H38ZM175 256V255H174ZM177 256V255H176ZM3 256L0 254V264H1V262L4 260V258H2ZM28 257V256H27ZM48 257H49V255H48ZM91 257H92V255H91ZM99 257V256H98ZM103 257V256H102ZM32 258V257H31ZM93 258V257H92ZM94 258H96V257H94ZM38 259V258H37ZM53 259V258H52ZM56 259V258H55ZM78 259V258H77ZM97 259V258H96ZM102 259V258H101ZM35 260V259H34ZM61 260H62V258H61ZM61 260H60V258L59 259H57L56 261H55V263H57V264H60L61 263ZM76 260V259H75ZM82 260H84V259H82ZM91 260V259H90ZM158 260V259H157ZM78 261V260H77ZM76 261V262H77ZM89 261V260H88ZM95 261V260H94ZM99 261H101V260H99ZM104 261V260H103ZM160 261H159V263H160ZM34 262V261H33ZM66 262H67V264L69 263L67 260H66ZM71 262V261H70ZM75 262V261H74ZM73 261H72V263H74ZM79 262V261H78ZM105 262H106V260H105ZM172 262H174V261H172ZM64 263V262H63ZM62 263V264H63ZM82 263V262H81ZM94 263V262H93ZM101 263V262H100ZM107 263V262H106ZM31 264V263H30ZM75 264V263H74ZM97 264H99L98 262H97ZM110 264V263H109ZM173 264V263H172Z\"/></svg>", "mask_w": 264, "mask_h": 264}]
</instances>
